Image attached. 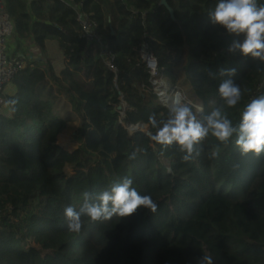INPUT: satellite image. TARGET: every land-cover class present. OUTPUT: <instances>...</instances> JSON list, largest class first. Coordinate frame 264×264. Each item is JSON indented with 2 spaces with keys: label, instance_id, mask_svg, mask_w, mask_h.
<instances>
[{
  "label": "trees",
  "instance_id": "trees-1",
  "mask_svg": "<svg viewBox=\"0 0 264 264\" xmlns=\"http://www.w3.org/2000/svg\"><path fill=\"white\" fill-rule=\"evenodd\" d=\"M3 1L13 39L31 41L42 61L18 71L6 98L18 100L16 111L0 115V264H199L205 255L213 264H264V153L242 155L235 134L226 144L209 134L184 161L175 142L150 139L148 117L166 120L169 110L141 63L144 45L157 60L154 79L180 89L198 119L219 108L238 126L250 99L264 95V86L256 91L264 62L230 52L237 37L209 20L219 0H73L98 24L117 78L81 38L72 10L55 0ZM46 41L63 53L58 75ZM229 79L242 92L235 107L218 92ZM138 125L146 132L126 129ZM74 126L76 147L64 149L58 137ZM126 176L157 202L156 213L83 216L80 233L69 231L65 207L79 210L84 191L98 203Z\"/></svg>",
  "mask_w": 264,
  "mask_h": 264
},
{
  "label": "clouds",
  "instance_id": "clouds-1",
  "mask_svg": "<svg viewBox=\"0 0 264 264\" xmlns=\"http://www.w3.org/2000/svg\"><path fill=\"white\" fill-rule=\"evenodd\" d=\"M213 25L222 26L228 34L243 40L234 39L229 47L230 52L239 50L245 57H251L264 62V4L258 5L257 0H219L215 9L209 13ZM147 66L154 74L157 69L155 57L145 55ZM224 74V70H221ZM229 75L234 70L228 71ZM220 97L228 107H235L241 100L242 92L239 85L229 79L218 88ZM17 99H0V106L9 113L16 111ZM154 134L150 139L161 145H171L175 142L184 153L182 159L189 161L193 158L195 145L205 140L209 134L221 143H228L236 135L235 144L242 155L252 153L259 156L264 153V95L252 99L243 109L238 126L221 109H213L209 114L198 119L192 109L184 103L179 94L169 105L168 118L157 121L155 114L148 117ZM198 155V153H197ZM135 153L129 156L134 159ZM84 203L77 210L74 206L64 209V217L69 231L80 233L86 216L91 222L109 220L114 215L129 217L136 213L141 206L156 213L158 204L151 195H142L133 187V179L124 177L114 182L110 190L98 194L97 202L91 201L88 191L82 193ZM199 264H213L211 256L205 255Z\"/></svg>",
  "mask_w": 264,
  "mask_h": 264
},
{
  "label": "built area",
  "instance_id": "built-area-1",
  "mask_svg": "<svg viewBox=\"0 0 264 264\" xmlns=\"http://www.w3.org/2000/svg\"><path fill=\"white\" fill-rule=\"evenodd\" d=\"M35 1H45L51 2L53 0H35ZM59 3L63 4L70 10H72L76 14V22L79 27L80 36L84 39L87 43L91 44L95 51L98 54L100 61L102 62L103 66L106 68L107 71L112 73L116 78L118 76V71L113 64V56L110 52V49L104 39L99 34L98 24L94 21L90 16L83 13L81 11V5L75 4L73 0H55ZM14 33V24L10 16L8 15L4 1L0 0V99L3 98L4 88L12 82L16 74L20 69L24 67L23 61L17 57L13 56L9 52V43L13 37ZM238 40L242 41L243 36L237 37ZM145 55L154 57L148 46L144 45L142 51L140 53V60L141 63L145 66L148 70V73L151 75L153 80L151 81L152 91L154 92L158 102L163 105L166 109L169 110V105L176 94H179L181 100L186 103L188 106L194 105L185 99L183 92L178 89H170L168 88L162 80L154 79L157 75L156 72L153 74L151 70L147 66V60L145 59ZM159 81L162 84H158ZM264 86V77L262 83L257 87V92L262 89ZM156 88L162 89L163 91H156ZM256 92V93H257ZM254 99V96L250 99V101ZM249 101V102H250ZM248 102V103H249ZM122 106H125L124 103ZM196 110L201 108L195 107ZM2 106H0V115H1ZM119 113L123 116V112ZM133 128V127H129ZM139 131V127L135 126L133 128L132 133Z\"/></svg>",
  "mask_w": 264,
  "mask_h": 264
},
{
  "label": "crops",
  "instance_id": "crops-1",
  "mask_svg": "<svg viewBox=\"0 0 264 264\" xmlns=\"http://www.w3.org/2000/svg\"><path fill=\"white\" fill-rule=\"evenodd\" d=\"M44 49H45L46 60L49 61L51 68L58 75L65 65L63 53L59 47L58 42L46 41L44 43ZM9 52L11 55L19 57L24 64L26 63V61H28V59L36 62L42 61L41 54L35 48L34 44L29 40L16 41L12 37L9 43ZM15 93H16V88L12 83H10L4 88L3 98L6 99L7 97H11ZM1 112L6 117L10 116V113L3 108Z\"/></svg>",
  "mask_w": 264,
  "mask_h": 264
},
{
  "label": "rangeland",
  "instance_id": "rangeland-1",
  "mask_svg": "<svg viewBox=\"0 0 264 264\" xmlns=\"http://www.w3.org/2000/svg\"><path fill=\"white\" fill-rule=\"evenodd\" d=\"M158 84H162V83L159 81ZM156 91H163V90L156 88ZM196 112H198V111L196 110ZM1 114H3V113L1 112ZM138 127H139L140 132H146V130H147L146 126L138 125ZM133 128H135V127H133ZM133 128L128 127L126 129L129 131L130 134H132ZM75 131H76V127L74 126V128L72 130H68V131H65L64 133H62L58 137V144L67 150L75 149V147H76V143H75V139H74Z\"/></svg>",
  "mask_w": 264,
  "mask_h": 264
},
{
  "label": "water",
  "instance_id": "water-1",
  "mask_svg": "<svg viewBox=\"0 0 264 264\" xmlns=\"http://www.w3.org/2000/svg\"><path fill=\"white\" fill-rule=\"evenodd\" d=\"M161 4L163 5V6H166V1L165 0H161ZM169 12H170V14H172V11L169 9Z\"/></svg>",
  "mask_w": 264,
  "mask_h": 264
},
{
  "label": "bare ground",
  "instance_id": "bare-ground-1",
  "mask_svg": "<svg viewBox=\"0 0 264 264\" xmlns=\"http://www.w3.org/2000/svg\"><path fill=\"white\" fill-rule=\"evenodd\" d=\"M198 112L200 111V109L197 110Z\"/></svg>",
  "mask_w": 264,
  "mask_h": 264
}]
</instances>
